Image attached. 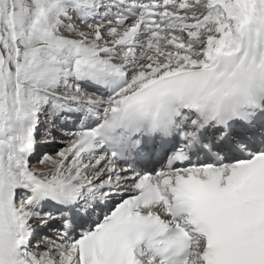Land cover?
Here are the masks:
<instances>
[{
    "label": "snow or ice",
    "instance_id": "6c2138e0",
    "mask_svg": "<svg viewBox=\"0 0 264 264\" xmlns=\"http://www.w3.org/2000/svg\"><path fill=\"white\" fill-rule=\"evenodd\" d=\"M0 264H264V0H0Z\"/></svg>",
    "mask_w": 264,
    "mask_h": 264
}]
</instances>
